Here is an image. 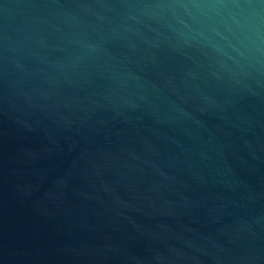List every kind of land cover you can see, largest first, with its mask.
<instances>
[{"label":"water","instance_id":"water-1","mask_svg":"<svg viewBox=\"0 0 264 264\" xmlns=\"http://www.w3.org/2000/svg\"><path fill=\"white\" fill-rule=\"evenodd\" d=\"M0 264H264V0H0Z\"/></svg>","mask_w":264,"mask_h":264}]
</instances>
